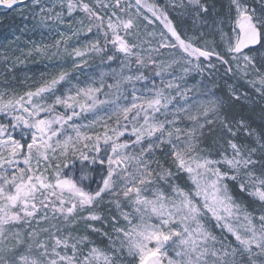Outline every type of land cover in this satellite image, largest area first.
<instances>
[{
  "label": "snow or ice",
  "instance_id": "snow-or-ice-1",
  "mask_svg": "<svg viewBox=\"0 0 264 264\" xmlns=\"http://www.w3.org/2000/svg\"><path fill=\"white\" fill-rule=\"evenodd\" d=\"M0 10V264H264V0Z\"/></svg>",
  "mask_w": 264,
  "mask_h": 264
},
{
  "label": "trees",
  "instance_id": "trees-1",
  "mask_svg": "<svg viewBox=\"0 0 264 264\" xmlns=\"http://www.w3.org/2000/svg\"><path fill=\"white\" fill-rule=\"evenodd\" d=\"M17 23H20V20L16 19ZM11 19L4 21L3 23H0V37H3L7 34L8 28L7 25L11 24ZM42 68V64H31L27 65V67L21 68V74L27 73L29 76L33 75L34 73L36 75L39 74V70Z\"/></svg>",
  "mask_w": 264,
  "mask_h": 264
},
{
  "label": "rangeland",
  "instance_id": "rangeland-1",
  "mask_svg": "<svg viewBox=\"0 0 264 264\" xmlns=\"http://www.w3.org/2000/svg\"><path fill=\"white\" fill-rule=\"evenodd\" d=\"M0 16H3V10H0ZM16 19L19 20V18L17 17ZM35 39H39L38 36L34 37ZM32 63H29L28 65H31Z\"/></svg>",
  "mask_w": 264,
  "mask_h": 264
}]
</instances>
